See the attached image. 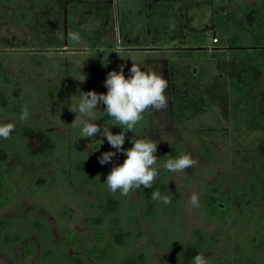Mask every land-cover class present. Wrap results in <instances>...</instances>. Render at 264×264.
Here are the masks:
<instances>
[{
  "label": "trees",
  "instance_id": "1",
  "mask_svg": "<svg viewBox=\"0 0 264 264\" xmlns=\"http://www.w3.org/2000/svg\"><path fill=\"white\" fill-rule=\"evenodd\" d=\"M221 4L226 10L215 17L214 38L217 42H211L213 49L207 44L209 36L202 33L193 36L191 46L160 49L159 54L148 56L168 57L169 65L176 61L211 60L215 69L227 78L231 96L243 97L264 127V11L251 20L246 0H226ZM0 22L18 32H28L35 52L66 49L85 50L92 54L89 69H80L68 62L60 63L59 82L49 84L36 75L17 77L16 72H12L14 67L9 66V54L0 53V124H15L9 140L11 145H0V210L18 205L27 198L51 193L50 187L65 189L73 185L72 196L84 206L85 221L97 228L92 245H78L93 264H149L150 256L156 255L154 249L157 248L171 257L174 264H193L195 255L205 254L207 250H210L205 255L208 264H264V140L252 149L237 146L232 140L230 147L232 159L227 161L230 179L247 187L251 198L246 200L241 195L221 197L218 189H200L199 207H196L199 216L205 226L216 229L211 235L196 228L192 230L191 238L182 240L184 230L180 227L179 208L184 205V191L171 188V172L163 165L167 159H175L182 153L190 154L184 139V134L192 127L188 124L203 116L213 124L215 109L194 96L181 98L175 100L173 115L168 116L171 126L163 129L150 109L144 113V120L136 126L134 133L125 132V151L133 146V139L152 141L163 134L157 145L158 151L162 152L155 166L159 175L150 189L141 187L136 190L140 192L141 204L129 202L126 209L124 202L110 192L105 183L114 164L119 166L126 159L124 153L106 143L103 133L92 138L81 137V125L73 123V118L69 119L70 136L55 129L65 127L67 130L62 124L63 115L79 97L76 86L80 74L87 75L98 94L107 93L105 85L100 90L103 87L102 72H119L123 66L125 78L132 75L131 66L124 60L128 50L118 49L115 10L111 1L0 0ZM70 32L79 33V44L68 39ZM0 50H4L3 47ZM29 59L35 69H44L48 64L47 71L52 72L51 63L45 58L31 55ZM143 70L147 69L144 67ZM53 100L57 104H52ZM24 107L30 116L26 122H20ZM105 107L103 104L98 111L97 121H92L100 126L101 132L104 125H111L110 117L102 113ZM35 113L51 119V123L44 120L31 123L29 120ZM220 125L224 128L222 123ZM110 131L115 135L124 130L120 126H110ZM209 136L203 134L201 138H195L200 143L198 151L206 157H213L216 149ZM169 140H172L171 145H167ZM81 141L96 143L101 155L95 157L84 151ZM103 152L116 154L110 162L102 165L99 158ZM157 190L161 195L170 196L171 203L166 205L153 200L152 193ZM86 195L92 201L86 202ZM253 200L261 205L260 209L253 206ZM68 212L67 209L60 210L57 217L64 221L63 216ZM8 225L0 218V228L7 229ZM37 227L43 229L41 225ZM63 227L67 239L61 243L64 246L75 243L77 236L67 226ZM147 237L151 238L150 242L138 252L137 244ZM19 238L4 234L8 242ZM38 248L37 242L29 241L23 250L26 257L32 258ZM62 256L71 260L65 252Z\"/></svg>",
  "mask_w": 264,
  "mask_h": 264
},
{
  "label": "rangeland",
  "instance_id": "2",
  "mask_svg": "<svg viewBox=\"0 0 264 264\" xmlns=\"http://www.w3.org/2000/svg\"><path fill=\"white\" fill-rule=\"evenodd\" d=\"M110 1L115 10L118 49L128 50L125 62L131 67L134 62L141 66V70L144 67L147 70L151 69L170 83L172 98H170L167 88L165 93L168 99L167 108L159 111L151 109L154 119L164 127L163 129L170 125L168 116L173 115L175 100L194 96L205 102L207 107H213L216 111L212 117L215 121L213 124L208 123L209 118L204 116L195 120L193 124H188L192 127L189 132L184 134V139L189 146V155L197 163L183 172H171L169 183L173 190L184 191V199L182 198L184 205L181 203L183 206L179 208L180 227L184 230L182 240L191 238L192 230L196 228L204 229L207 234L212 235L216 227L204 225L202 217L199 216V209L192 206L190 198L193 194L198 195L200 189L211 187L218 189V194L221 197L231 198L241 195L249 200L251 198L249 189L233 183L230 179V168L227 161L232 159L230 152L232 140L237 146L252 149L264 140V127L260 122V117L249 108L243 97L231 96L227 78L215 69L211 60L176 61L169 65L168 57L164 59L149 58L148 55H157L161 51L160 49L191 46L193 36L202 33L209 36L207 44L209 49H213L214 46L211 45V42L216 36L215 17L225 12L226 7L221 2L226 0ZM246 2L250 6L249 17L251 20L264 11V0H246ZM10 27V25L7 26L0 22V47L4 49L0 50V53L9 54L11 57L9 66L11 69L14 67L15 70L12 72H16L17 77L36 75V77H43L45 83L57 84L59 82L58 67L62 62L74 64L80 69H89L92 62V54L89 51L74 52L58 49L57 51L38 53L32 46L28 32H18ZM31 55L45 58L49 64L51 63L52 72L47 71L48 64L44 66V69H35L29 59ZM108 73L106 71L100 74L101 86H103H100V90L104 89V80ZM83 78L81 74L77 78L76 89L79 91V97L72 107L78 104L81 92L96 89L94 84L89 82L87 75L84 81H80ZM56 102L53 100L51 103L57 104ZM102 107L103 103L98 102L97 111L93 113L96 118ZM66 111L62 124L64 123L67 130H64L65 127L55 129L61 133L65 131L69 135L71 131V128L68 127L69 119H75L76 114L71 112L69 107ZM39 120H44L49 124L52 121L40 113H35L29 121L32 123ZM52 123V127H54V122ZM220 123L224 125V128H220ZM194 125L195 129H193ZM203 134L210 135V141L215 145L216 153L213 157H206L198 151L200 143L196 141L195 137L201 138ZM161 137L159 139H162ZM159 139L154 137L152 141L158 143ZM9 140L0 138V145H11ZM171 141L169 140L167 145H171ZM80 146L95 157L101 155L94 142L81 141ZM154 155L158 158L162 152L157 148ZM115 166L118 165L114 164L113 167ZM50 188L51 193L41 194L38 198L30 197L18 205L0 210V218L9 224L7 229L0 228V264H93L78 249V245L79 243L86 246L92 245L97 228L85 221L84 206L79 205V202L72 196L75 191L74 186L69 185L65 188L66 190ZM114 194L124 202L126 209L129 202L138 206L141 204L140 192L136 190L131 191V195L128 197L121 195L119 191ZM54 199H58L57 202ZM84 199L86 202L92 201L89 195H86ZM251 203L257 209L261 208L257 200H253ZM63 209L69 211L67 215L63 216L64 221L57 217L60 210ZM38 225H41L43 229L40 227L38 229ZM63 226L70 228L72 233L77 236L75 243L65 246L61 243L67 239ZM33 227H37V229ZM144 227H147L146 224ZM4 234L20 238L15 242H8L4 239ZM150 239V237L141 239L136 250L141 251L143 246L150 242ZM29 241L39 244V250L32 258L26 257L23 250L24 245ZM63 252L67 253L71 260L67 261L62 256ZM154 253L156 255L150 256L149 264H174L171 257L160 248L154 249ZM208 253L210 250H207L204 255Z\"/></svg>",
  "mask_w": 264,
  "mask_h": 264
},
{
  "label": "clouds",
  "instance_id": "3",
  "mask_svg": "<svg viewBox=\"0 0 264 264\" xmlns=\"http://www.w3.org/2000/svg\"><path fill=\"white\" fill-rule=\"evenodd\" d=\"M68 39L73 44H79L81 37L78 32H70ZM129 71L132 75L128 78H125L123 66L119 72L110 71L104 82L107 88L106 94H98L95 91L81 92L78 104L69 107V110L76 114L73 123L81 125V137L92 138L97 133H103L111 147L123 152L126 156L121 165L112 168L105 182L110 192L119 191L123 196L141 187L150 189L159 175L154 167L157 161L154 153L157 151L158 143L146 139H133L131 141L133 146L125 151L123 149L125 132L134 133L136 126L144 120L145 112L150 109L163 110L168 104L165 94L168 82L162 75L151 69L142 71L141 66L134 62ZM82 75L84 78L80 81L86 79V76ZM98 102L106 106L102 113L110 117V126H120L124 131L114 135L110 131V126L104 125L101 132L100 126L92 122L97 121L93 113L97 111ZM29 116L27 107H24L19 121L26 122ZM14 131L15 124L11 122L0 124V138L9 140ZM115 154L105 152L99 158V163L103 165L110 162ZM196 163L189 154L182 153L175 159H167L163 167L170 172H183ZM152 199L159 200L166 205L171 203L170 196L161 195L159 190L152 193ZM190 202L192 206L199 207L198 195L193 194ZM193 264H208V260L203 253H198L193 259Z\"/></svg>",
  "mask_w": 264,
  "mask_h": 264
},
{
  "label": "built area",
  "instance_id": "4",
  "mask_svg": "<svg viewBox=\"0 0 264 264\" xmlns=\"http://www.w3.org/2000/svg\"><path fill=\"white\" fill-rule=\"evenodd\" d=\"M212 42H213V43H216V42H217V39H216V38H213V39H212Z\"/></svg>",
  "mask_w": 264,
  "mask_h": 264
}]
</instances>
